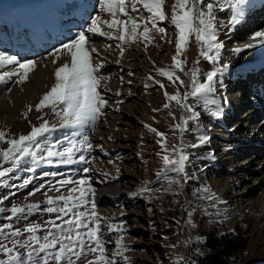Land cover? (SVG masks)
Instances as JSON below:
<instances>
[{
  "label": "rangeland",
  "instance_id": "obj_1",
  "mask_svg": "<svg viewBox=\"0 0 264 264\" xmlns=\"http://www.w3.org/2000/svg\"><path fill=\"white\" fill-rule=\"evenodd\" d=\"M34 1L37 0H0V12L6 6ZM172 3L174 0H166L165 3L169 17ZM138 7L140 11L131 15L147 18L149 13L142 6ZM240 7L244 9V17L239 26L229 29L233 32V41H228L226 46L221 20L230 21L234 9L231 5L222 10L217 6L218 37L224 44L219 60L213 63L204 59L200 55L201 44L193 34L180 56L181 60L186 61L182 72L173 69L177 31L168 20L158 23V28H165V33L153 29L147 43L142 37L136 41L129 39L127 43L106 37L104 42L111 46V57H120L127 70L120 74L122 78L112 82L108 93L104 91V86L100 87L108 103L103 109L104 115L96 123L97 128L92 129L94 133H87L104 152L97 150L98 155L92 149L75 152L74 159L79 161V156L84 155L88 163L64 164L60 163V157H51L52 163L49 164L47 151L67 149L87 135L83 131L81 136H73L71 133L74 130L58 128L38 152V156L45 157L43 160L33 162L27 158V163H22L0 178V200L8 197L0 204V207L7 209L0 213V227L11 223L13 229H6L5 232L20 229L23 235L15 239L21 241L29 235L24 231L29 224H39L46 229V221L55 219L56 214L44 211L48 207L45 193L48 196L67 194V189L73 185L61 187L60 192L50 191L49 188L59 187L58 182L64 179L78 180L76 178L84 173L83 169L91 166L92 171L83 176L90 179L92 188L115 187L126 193L122 201L123 196L118 199L119 203L98 209L100 216L123 229L108 232L102 221L107 254L112 255L117 251L116 241L121 237L127 248L116 256L117 264H190L209 235H242L247 238V246L233 253V264H264V139H260L256 133L264 124V88L257 89L258 86L252 82V88L234 84L245 66L252 63L249 62L252 60L246 61L242 54L248 51L256 55L264 49V46L255 49L246 47L255 32L264 31V6L255 10ZM103 15L108 16L107 13ZM140 31H143V26ZM121 47L124 49L123 56L120 54ZM237 49L240 51H235ZM234 52L235 58L231 57ZM210 54L215 55V50ZM263 65L259 69H263ZM224 66H227L228 72L223 77V86L217 83L215 93L208 97L209 101L214 100L215 103L205 104L203 100L189 96L187 102L199 113V117L196 121L188 120L185 130L181 131L177 125H183L191 114L175 101L168 100L165 92L168 95L179 92L181 96L190 93L193 68L199 69L198 79L205 82L208 72ZM161 68L175 71L184 83H173L157 71ZM250 77L253 80V75ZM43 80V86L34 84L38 90L32 98H26L22 88L23 102L17 108L0 109L1 118L16 117L10 125L6 119L0 118V130L7 133L6 139H18L20 135L29 134L33 125L42 123L38 118L41 116L59 124V118L52 115L50 109L36 110L43 95L55 83L54 71L50 79ZM231 96L243 101L240 116L238 111L234 112L237 108L231 109V112L224 110L226 99ZM165 104L169 107L166 108ZM217 111L221 114L216 115ZM231 113L236 117H231ZM244 124L250 129L247 130ZM150 128L157 131L153 132ZM157 132L165 134L169 152L183 147L184 153L189 156L186 172L190 179L186 182L182 174L178 177L174 172H169L168 178L157 177V173L164 168L162 157L165 154L160 143L164 138ZM202 136L209 138L203 144L200 143ZM240 139H247V142L239 143ZM8 147L6 142L0 141V148ZM172 158H176L175 153H172ZM2 167H11V164L0 159V170ZM171 179H179V184L170 183ZM37 188L41 190L36 192ZM142 188L146 190L141 192ZM33 192L35 195H30ZM211 196L215 199H210ZM110 199L116 201L115 198ZM32 203L38 204L39 210L29 213L26 205ZM13 206L24 207L22 215L27 219H7L12 215L10 209ZM189 212L195 227L188 223ZM36 234L43 236L44 231ZM4 243L12 247L10 240ZM17 250L26 255L25 249L17 247ZM6 258L0 253V259ZM86 259H92V256L82 257L77 264H86Z\"/></svg>",
  "mask_w": 264,
  "mask_h": 264
},
{
  "label": "snow or ice",
  "instance_id": "obj_2",
  "mask_svg": "<svg viewBox=\"0 0 264 264\" xmlns=\"http://www.w3.org/2000/svg\"><path fill=\"white\" fill-rule=\"evenodd\" d=\"M165 3L166 0H130V2L129 0H99L100 12L107 13L110 18H104L100 14L92 17L86 32L94 36L107 37L109 40L117 39L124 43H127L129 39L136 41L142 37L147 43L151 39L150 33L153 29L162 34L165 33V28H158V23L168 20L177 31L176 55L172 58L173 69H179L182 72L186 61L181 60L180 56L190 43L193 34H195L196 41L201 44L200 55L213 63L219 60L220 50L224 44L218 37L217 6L221 10L229 5L233 7L234 11L229 21L230 30H232L243 19L244 9L240 6L246 4L247 0H209V2L206 0H174V3L171 4L170 17L165 11ZM138 5L149 13L147 18L131 15V13L140 11ZM149 25L151 26L149 27ZM141 26H143V31H140ZM86 32H79L74 38H70L67 43H64L61 48L51 53L53 63L57 61H61V63L54 71L55 83L43 95L39 104L36 105V110L40 112L45 108L50 109L51 114L59 118V124L51 123L43 116L38 117L42 123L39 126L33 125L29 134L20 135L18 139H6L7 133L0 130V141L9 145L7 149L0 148V159L11 164V167H2L0 178L20 167L22 163H27V158H31L33 162L43 160L45 157L38 156V152L47 144L48 137L58 128L74 130L71 134L79 137L88 126L94 128L97 121L104 115L103 109L108 103L100 91L101 82L107 79L100 74L104 63L97 59L99 50L91 43ZM252 39L257 43H249L246 45L247 48L264 46V31L255 32ZM213 50H215V55L210 54ZM236 51H240V49ZM123 52L124 49L121 47V56H123ZM8 66L12 67L8 68ZM36 67L37 62L34 60L21 61L15 55L0 52V69H8L0 73V83H5L15 77V83L23 84ZM157 71L173 83L176 81H179L180 84L184 83L173 70L161 68ZM227 72V66L212 70L207 73L206 81L200 82L198 79L199 69L193 68V87L190 93L181 96L179 92L174 95H168L165 92L168 100L175 101L191 114L183 122V125H177L181 131L185 130L188 120L196 121L199 117V113L187 102L189 96L203 100L205 104L215 103L214 100L209 101V94L215 93L217 83L223 86V77ZM218 76L219 80H217ZM165 107L167 108L169 105L165 104ZM29 111H31V107H29ZM215 114L220 115L221 112L217 111ZM150 130L157 131L151 128ZM157 135L164 138L160 143L165 153L162 157L164 168L160 173H157V177L168 178L167 174L174 172L178 177L182 174L186 182L190 179L186 172V162L189 160V156L184 153L183 147L174 148L169 152L165 134L157 132ZM208 139L207 136H202L200 143L203 144ZM198 146L192 145V147ZM92 148L93 145L89 142V138L83 136L81 140L67 149L47 151L49 158L47 162L51 164V157H60V163L64 164L88 163L89 161L84 155H80L79 161H77L74 159V154L77 151L91 150ZM172 153L176 154L175 159L172 158ZM90 171H92L90 167L83 169L84 173ZM52 175H56V173H52ZM170 183L179 184V179H171ZM58 184L59 187L51 186L49 190L60 192L61 187L73 186L67 189V194L48 196L45 193L48 207L44 211L56 214L55 219L46 221L48 225L46 229L39 224H29L24 229L29 235L26 240L21 241L15 239L23 235L20 229L5 232L6 229H13L11 223L0 227V253L7 257L0 259V264H77L82 257L87 258L89 255L92 256V259H86V264H117L116 256L121 255L127 248L121 237L116 241L117 251L112 255L107 254L102 221L108 232L122 231L123 229L119 225L109 223L96 211L95 190L91 187L90 179L73 180L68 178L59 181ZM40 190L37 188L35 191L39 192ZM145 190L142 188L141 192ZM30 195H35V192ZM209 198L215 199L214 196ZM7 199V196L3 197V200ZM3 200H0V204L3 203ZM26 208L29 213H32L39 210V205L32 203L26 205ZM5 211L7 209L0 207V213ZM10 211L12 215L7 217L9 220L13 217L17 220L27 219V216L22 215L25 212L24 207L13 206ZM188 215V223L195 227L191 221V212ZM41 230L44 231V235L38 236L36 233ZM9 240L12 247L4 243ZM17 247L25 249L26 255L18 251Z\"/></svg>",
  "mask_w": 264,
  "mask_h": 264
},
{
  "label": "bare ground",
  "instance_id": "obj_3",
  "mask_svg": "<svg viewBox=\"0 0 264 264\" xmlns=\"http://www.w3.org/2000/svg\"><path fill=\"white\" fill-rule=\"evenodd\" d=\"M242 6L248 7L247 10H253L254 8L260 9L264 6V0H247V3ZM5 8L6 9L3 12H0V52H4L7 55H15L21 61L34 60L37 62V67L32 73H30L29 79L23 84L15 83V77L5 83H0V109L4 107L10 109L13 107L17 108L18 105H20V102H23L22 88L25 91L24 96H26V98H32V96H34L33 93L36 94L38 90L36 86V88H34V84L37 83L38 85L43 86V79H50L51 72L55 71L61 63V61L53 63L51 53L56 49L61 48L64 43H67L70 38H74L79 32H86V29L90 26L92 17L100 14L104 18H109V16H105L100 12L99 0H37L29 4H14L6 6ZM221 21L223 25V35L226 38V46H228V41H233V32L229 31V21ZM86 34L90 37L91 43L99 50L97 59L104 63V67L100 70V74L107 79L101 82V86H104V91L107 92L111 85H113L112 82L122 78L120 74L124 70H127L126 65L122 63L120 57H111V48L108 47L109 44L107 42H104L106 37H101L99 35L94 36L87 32ZM250 43H257V41L252 39ZM234 55L235 52L231 53V57H234ZM242 55L246 61L252 60L249 61L252 63L245 66L234 84L240 85V87H251L250 84L252 80L250 76L253 75V80H256L257 75L262 70V68L259 69V66L261 67V65L264 64V49L260 50L256 55L251 54L248 51H245ZM11 67L12 66H8V68ZM262 67H264V65ZM5 70L8 69H0V73ZM259 83L264 85V76L260 78L257 84ZM12 85H14L13 89L11 88ZM260 88H262V86H260ZM257 91H255V93ZM234 106H232V110H235L236 107L234 108ZM238 107L237 104V108ZM236 110L234 112H236ZM241 114L242 112H239L238 116ZM7 117L8 119L5 117L0 118L6 119L9 125L10 123L15 122V116ZM99 121L100 120L97 122ZM97 126L98 125L96 124L95 129ZM244 126L248 128L247 130L250 129L247 124H244ZM92 129H94L92 126H88L84 131L87 134L90 133ZM94 130L92 131L93 133ZM256 133L260 136V139H264V124L260 126ZM87 135L89 136V134ZM245 142H247V139L239 140V143L245 144ZM81 178L85 177L80 174L79 178L76 179L79 180ZM96 182L98 183L99 181L96 180ZM117 189L118 188L115 187L95 188L96 192L94 199L97 202L98 209H101L102 206L107 204L112 205L119 203L118 199L122 196L121 201L125 198L124 195L126 193ZM110 197L115 198L116 201L113 202L114 199L109 200ZM136 197L137 196H135V198ZM102 199L107 200L102 201Z\"/></svg>",
  "mask_w": 264,
  "mask_h": 264
},
{
  "label": "trees",
  "instance_id": "obj_4",
  "mask_svg": "<svg viewBox=\"0 0 264 264\" xmlns=\"http://www.w3.org/2000/svg\"><path fill=\"white\" fill-rule=\"evenodd\" d=\"M247 246V238L236 236H212L207 237L206 242L195 255L190 264H233L231 256Z\"/></svg>",
  "mask_w": 264,
  "mask_h": 264
}]
</instances>
